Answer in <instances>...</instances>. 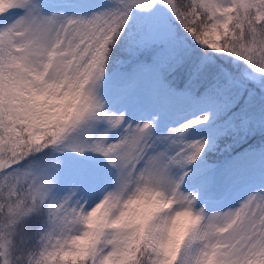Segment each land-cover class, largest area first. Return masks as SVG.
I'll use <instances>...</instances> for the list:
<instances>
[{
  "label": "snow or ice",
  "instance_id": "snow-or-ice-1",
  "mask_svg": "<svg viewBox=\"0 0 264 264\" xmlns=\"http://www.w3.org/2000/svg\"><path fill=\"white\" fill-rule=\"evenodd\" d=\"M0 264H264V0H0Z\"/></svg>",
  "mask_w": 264,
  "mask_h": 264
},
{
  "label": "rangeland",
  "instance_id": "rangeland-1",
  "mask_svg": "<svg viewBox=\"0 0 264 264\" xmlns=\"http://www.w3.org/2000/svg\"><path fill=\"white\" fill-rule=\"evenodd\" d=\"M224 143H230V139L225 138L221 141V147ZM243 143L234 145L231 152L217 151L208 155V163L214 165L217 169L224 167V165L231 159L228 155L231 154L234 149L242 145ZM259 171L257 170L252 174H242L233 184L229 195L226 198H219L215 189L209 191V204L206 206L207 211L222 210L229 205H236V203L246 194L247 189L251 186L253 181H258Z\"/></svg>",
  "mask_w": 264,
  "mask_h": 264
},
{
  "label": "trees",
  "instance_id": "trees-1",
  "mask_svg": "<svg viewBox=\"0 0 264 264\" xmlns=\"http://www.w3.org/2000/svg\"><path fill=\"white\" fill-rule=\"evenodd\" d=\"M256 140L254 139H249L248 142L243 143L242 145H240L239 147H237L236 149H234V151L228 155V158H232L234 156L237 155V153H243V151L248 147V144H255Z\"/></svg>",
  "mask_w": 264,
  "mask_h": 264
}]
</instances>
